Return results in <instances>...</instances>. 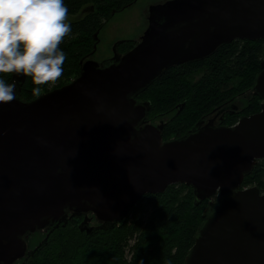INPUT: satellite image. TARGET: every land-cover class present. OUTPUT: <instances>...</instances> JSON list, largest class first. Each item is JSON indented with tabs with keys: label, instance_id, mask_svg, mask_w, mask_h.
<instances>
[{
	"label": "water",
	"instance_id": "water-1",
	"mask_svg": "<svg viewBox=\"0 0 264 264\" xmlns=\"http://www.w3.org/2000/svg\"><path fill=\"white\" fill-rule=\"evenodd\" d=\"M260 38L264 0H166L149 6L140 40L111 64L87 60L68 83L28 101L19 97L24 77L13 75L16 99L0 105V264L22 258L24 236L67 210L102 221L91 233L174 183L193 188L194 205L209 200L183 264H264V192L239 188L264 158V57L253 85L260 109L230 126L209 120L163 140L134 98L175 64Z\"/></svg>",
	"mask_w": 264,
	"mask_h": 264
},
{
	"label": "trees",
	"instance_id": "trees-1",
	"mask_svg": "<svg viewBox=\"0 0 264 264\" xmlns=\"http://www.w3.org/2000/svg\"><path fill=\"white\" fill-rule=\"evenodd\" d=\"M128 1L64 0L69 15L77 14L85 6L92 9L89 8V12L80 19L69 20L72 35L60 46L67 54L64 74L55 86H43V92L68 83L78 74L79 61L89 50L86 45L96 23L94 14L98 8L102 18H108L113 9L122 8ZM263 57L264 38L258 41L233 40L222 44L210 57L203 59L209 70L202 69L198 61L175 64L138 91L134 98L148 105L144 121H150L156 114L171 108L172 116L163 123V140L179 138L192 131L195 122L210 108L233 94L249 90L248 97L252 98L255 77L261 69ZM12 77L0 76L6 82ZM19 87L21 99L28 101L36 97L32 94L34 85L30 78L24 77ZM259 100V96L254 94L250 105L245 106L241 113L228 115L226 125L234 124L239 114L257 112ZM260 164L259 160L255 161L239 188L256 185L264 192V164ZM215 197H212L213 202ZM193 201L191 186L174 183L161 193L144 194L129 213L112 226L87 233L69 223L61 226L60 222L47 241L34 252L28 264H183L209 203L208 199L198 205H194ZM126 246L129 256L125 254Z\"/></svg>",
	"mask_w": 264,
	"mask_h": 264
},
{
	"label": "clouds",
	"instance_id": "clouds-1",
	"mask_svg": "<svg viewBox=\"0 0 264 264\" xmlns=\"http://www.w3.org/2000/svg\"><path fill=\"white\" fill-rule=\"evenodd\" d=\"M72 35L64 0H0V76L31 79L32 94L57 83L67 54L61 49ZM17 81L0 78V105L16 99Z\"/></svg>",
	"mask_w": 264,
	"mask_h": 264
},
{
	"label": "flooded vegetation",
	"instance_id": "flooded-vegetation-1",
	"mask_svg": "<svg viewBox=\"0 0 264 264\" xmlns=\"http://www.w3.org/2000/svg\"><path fill=\"white\" fill-rule=\"evenodd\" d=\"M136 0H129L125 5L122 6V8H117L113 9L109 15L108 18H102L101 15V10L98 8L96 14H94L96 23L91 29V34H90V39H88V44L86 45L89 50L84 53L83 57L80 59V67L81 65L87 61V60H94L96 61L99 65H108L114 62L117 58H120L127 50H129L131 47H133L139 40L141 35L143 34L144 30L146 29L148 25V15H149V6L157 3H162L166 0H157L155 2L150 3L146 9L142 11V30L137 36H115V33L120 30H129L127 28H130L129 25L125 24L122 22H119L117 26H115V31L111 27H107L106 31H103V28L105 24L111 19V17L123 10L125 7L135 3ZM119 7H121V4H119ZM92 9L90 6H85L80 9V11L75 14L77 15L76 17L78 19L82 18L87 12H89ZM133 12H127L126 16L132 15ZM134 15V14H133ZM133 17V16H132ZM131 17V19H132ZM130 19V21H131ZM128 33V31H127ZM110 35L105 41L101 40V37ZM126 34V33H125ZM263 39V38H260ZM257 40H251V41H258ZM234 40H243V39H234ZM245 40V39H244ZM233 41V40H232ZM109 42V43H108ZM222 44L218 45L211 53H209L207 56L198 59V60H193V61H198L200 65H202V69L204 70H209L208 64L204 65V58L210 57L211 54L214 53V51L220 47ZM108 53V54H107ZM186 62H191V61H186ZM186 62H182L179 64H183ZM170 68V67H169ZM168 68V69H169ZM167 69V70H168ZM249 90L243 91V92H238L236 94H233L232 97L229 99L224 100L223 102H220L213 106L212 108L207 111V114L205 116H202L195 122V129L208 122L209 120H212L213 124L215 125H226L228 124L227 118L230 113L234 112H239L243 110L245 106H249L251 103V99H253L254 94L251 95L252 98L248 97V94L250 93ZM262 99L260 98L259 102H261ZM260 105V104H259ZM171 109V108H170ZM170 109H166L161 113H158L154 116V119L150 121H146L147 123H154L155 125L161 124L163 128V123L165 122L166 119L170 118L172 116V111H169ZM260 109V108H259ZM163 113V114H162ZM252 114V113H251ZM239 116H243L239 114ZM238 117V119L240 118ZM237 119V121H238ZM236 121V122H237ZM235 122V123H236ZM234 123V124H235ZM233 125V124H232ZM192 128L193 130H195ZM189 129V130H192ZM162 130V129H161ZM192 130V131H193ZM163 137V136H162ZM218 196V195H217ZM219 197V196H218ZM85 220V226H83V229H81V222ZM70 224L71 226L76 225L80 231H86L88 227H97L102 224V221L98 220L92 212H85L83 213H74L72 210H67L65 214V220L62 221L60 224L61 226H65L66 224ZM54 224V223H53ZM48 225L42 229H38L35 232L27 233L24 236L26 245H27V250L26 254L14 261L12 264H28V262L31 260V257H33L34 252L38 249V247L46 242L49 237V235L52 233L53 228L58 227L59 224L57 225ZM80 227V228H79ZM101 229V228H100ZM98 230L97 228L94 229ZM45 240V241H43Z\"/></svg>",
	"mask_w": 264,
	"mask_h": 264
},
{
	"label": "rangeland",
	"instance_id": "rangeland-1",
	"mask_svg": "<svg viewBox=\"0 0 264 264\" xmlns=\"http://www.w3.org/2000/svg\"><path fill=\"white\" fill-rule=\"evenodd\" d=\"M157 0H136L135 3L125 7L123 10L115 13L111 19L105 24L103 31H106L107 27H111L112 29H114L115 31V26H117L119 24V22H121V20H123L122 22H124L125 24L129 25L130 28H127L129 30H123L120 29L115 33V36H137L140 31L142 30V11L144 9L147 8V6L152 3L155 2ZM133 12L132 15L130 16H126L127 12ZM77 15H69V20L75 18ZM133 16V17H132ZM132 17V19H131ZM131 19V21H130ZM128 31V33H127ZM126 33V34H125ZM110 35H106L101 37L102 41H105ZM109 43V42H108ZM108 54V53H107ZM57 83L55 84H48V88H51L53 86H55ZM154 124V123H153ZM259 160V164L263 165L264 164V158L258 159ZM264 171V170H262ZM218 196H216L215 198H217ZM84 214V213H83ZM53 225H56L55 223ZM129 242H131V240H129ZM125 254L127 256L130 255V252L128 250V247L126 246L125 248Z\"/></svg>",
	"mask_w": 264,
	"mask_h": 264
}]
</instances>
